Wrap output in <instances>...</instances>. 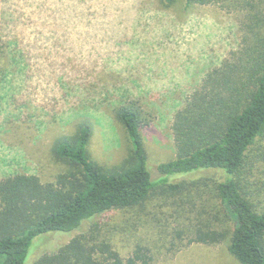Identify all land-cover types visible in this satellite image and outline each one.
<instances>
[{
	"label": "rangeland",
	"instance_id": "obj_1",
	"mask_svg": "<svg viewBox=\"0 0 264 264\" xmlns=\"http://www.w3.org/2000/svg\"><path fill=\"white\" fill-rule=\"evenodd\" d=\"M186 4L0 0V181L15 173L54 181L67 166L54 158L53 144L83 123L92 127L91 158L106 169L124 166L132 142L113 109L131 98L145 110L149 161L158 177V164L175 149V112L214 64L240 48L245 33L247 10L233 2ZM251 179L261 176L255 171ZM202 189V195L195 186L184 195L158 190L144 205L105 213L95 219L100 236L124 259L142 245L149 264H240L226 243L190 241L187 227L194 229L200 211L210 210ZM69 239L59 232L38 236L30 261Z\"/></svg>",
	"mask_w": 264,
	"mask_h": 264
},
{
	"label": "trees",
	"instance_id": "obj_2",
	"mask_svg": "<svg viewBox=\"0 0 264 264\" xmlns=\"http://www.w3.org/2000/svg\"><path fill=\"white\" fill-rule=\"evenodd\" d=\"M219 1L247 10L241 46L214 64L175 112V149L158 164L160 175L155 178L150 166L144 133L149 122L139 100L113 109L132 142L129 159L118 169L91 158L92 127L80 124L53 144L54 158L67 166L54 181L30 173L0 181V264H149L142 245L124 259L100 236L95 219L144 205L158 190L191 194L192 186L198 195L207 189L210 210L200 211L194 229L187 227L190 241L226 243L240 264H264V0H187L186 7ZM255 171L261 179L253 182ZM56 232L70 241L31 262L34 240Z\"/></svg>",
	"mask_w": 264,
	"mask_h": 264
}]
</instances>
